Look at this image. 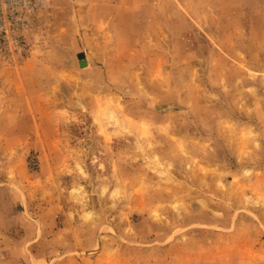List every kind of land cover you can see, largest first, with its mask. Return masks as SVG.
Here are the masks:
<instances>
[{
    "label": "rangeland",
    "instance_id": "374dc122",
    "mask_svg": "<svg viewBox=\"0 0 264 264\" xmlns=\"http://www.w3.org/2000/svg\"><path fill=\"white\" fill-rule=\"evenodd\" d=\"M93 4L0 43V264H264V0H194L174 43Z\"/></svg>",
    "mask_w": 264,
    "mask_h": 264
},
{
    "label": "crops",
    "instance_id": "0c3cea01",
    "mask_svg": "<svg viewBox=\"0 0 264 264\" xmlns=\"http://www.w3.org/2000/svg\"><path fill=\"white\" fill-rule=\"evenodd\" d=\"M192 1L183 0L176 5V0H95V26L100 29V36L110 43L116 42L118 36L128 43L137 38L145 42L174 43L176 22L183 20L189 28L202 26L197 24L191 10ZM207 8L205 5L204 11Z\"/></svg>",
    "mask_w": 264,
    "mask_h": 264
},
{
    "label": "built area",
    "instance_id": "2783aa9c",
    "mask_svg": "<svg viewBox=\"0 0 264 264\" xmlns=\"http://www.w3.org/2000/svg\"><path fill=\"white\" fill-rule=\"evenodd\" d=\"M45 2L46 0H0V43L10 41V31L14 34V43H19L17 40L22 37L18 30L25 23L23 14L27 12L31 21L32 15L41 6H45Z\"/></svg>",
    "mask_w": 264,
    "mask_h": 264
}]
</instances>
